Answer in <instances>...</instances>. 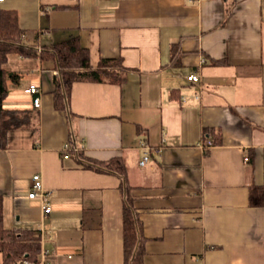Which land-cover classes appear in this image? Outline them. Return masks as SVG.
I'll return each instance as SVG.
<instances>
[{"label": "crops", "instance_id": "crops-1", "mask_svg": "<svg viewBox=\"0 0 264 264\" xmlns=\"http://www.w3.org/2000/svg\"><path fill=\"white\" fill-rule=\"evenodd\" d=\"M0 7L17 11L23 44L37 52L75 35L93 67L121 58L129 69L123 85L74 82L59 110L55 63L9 56L5 68L19 88L41 92L10 99L9 81L3 106L36 112L40 138L35 143L31 129L9 133L0 147V194L6 228L39 232V264L44 252L51 264H125L122 178L80 167L62 155L67 143L83 144L92 160L122 159L145 264H264V208L249 201L250 185H264V0H4ZM192 73L199 83L187 79ZM216 136L220 143L202 147ZM142 144L151 150L145 166ZM35 174L50 194L49 214L27 197Z\"/></svg>", "mask_w": 264, "mask_h": 264}, {"label": "trees", "instance_id": "trees-1", "mask_svg": "<svg viewBox=\"0 0 264 264\" xmlns=\"http://www.w3.org/2000/svg\"><path fill=\"white\" fill-rule=\"evenodd\" d=\"M23 31L19 25L18 13L0 7V147H5L9 133L31 129L35 143L39 141L40 129L38 114L31 110L6 109L4 102L9 95L8 82L16 83L18 75L7 71L4 66L11 54L39 58L42 62L52 61L57 75L54 78L53 92L55 107L67 109L72 85L77 81L113 83L123 85L128 77L121 58L101 59L97 67L91 65L90 52L81 45L78 36L43 47L39 53L35 48L23 44ZM37 96L39 93L36 94ZM213 135V132H207ZM209 139V138H208ZM220 143L218 136L213 144ZM74 147L76 144L70 143ZM84 150L65 152L63 156L73 155L80 167L97 172L113 173L122 178L124 195V251L125 264H145L146 238L142 222L136 212L131 195L132 188L127 182V170L122 159L100 162L85 157ZM208 150H205L207 152ZM249 201L253 207L264 208V185H250ZM41 242L37 230L8 229L5 226L4 198L0 194V255L3 264L40 263Z\"/></svg>", "mask_w": 264, "mask_h": 264}, {"label": "built area", "instance_id": "built-area-1", "mask_svg": "<svg viewBox=\"0 0 264 264\" xmlns=\"http://www.w3.org/2000/svg\"><path fill=\"white\" fill-rule=\"evenodd\" d=\"M4 0H0V3L3 2ZM187 79L190 82L193 83H199L200 82V75L198 73H192L190 74ZM41 90L37 85H30L27 89H26V93L28 94H32V95H36L37 93H40ZM34 106L35 108H39L41 106V101L39 97H36L34 99ZM213 146V142L209 141L207 143V145H203V148H211ZM142 147L144 148V154L143 157L140 161V166H145L149 163L150 160V148L148 145H144L142 144ZM84 150V145L80 144V145H74L71 146L70 143H67L64 145L63 147V152H68V151H73V152H78V151H82ZM49 193L45 190L44 188V184H43V180L40 174H35L32 177V187L30 192L27 194V197L31 198V199H40L42 201V208L45 214H49L51 212V203H50V197H49ZM43 256V264H51L50 262H48L46 256H47V252L42 253ZM23 264H29L27 261H25Z\"/></svg>", "mask_w": 264, "mask_h": 264}, {"label": "rangeland", "instance_id": "rangeland-1", "mask_svg": "<svg viewBox=\"0 0 264 264\" xmlns=\"http://www.w3.org/2000/svg\"><path fill=\"white\" fill-rule=\"evenodd\" d=\"M24 36V35H23ZM28 47V46H27ZM29 48H31V47H29ZM39 53V52H38ZM12 56H11V59H10V63L12 62V59L14 58V57H16V56H13V55H15V54H11ZM7 64V63H6ZM6 64H5V66H6ZM5 66H4V68H5ZM12 66V65H11ZM6 69V68H5ZM23 83V82H22ZM10 84H11V88H12V86H13V88H15V90H16V92H13V93H10L11 95L9 96V98L10 99H12V98H14V97H19V96H24V97H29V95H27V94H25L24 92H23V86L21 87V88H19V85L18 84H16V83H13V82H10ZM12 88V89H13ZM11 92V91H10ZM26 92V91H25ZM8 98V99H9ZM6 105H8V104H6ZM62 153H65V152H63V148H62Z\"/></svg>", "mask_w": 264, "mask_h": 264}]
</instances>
